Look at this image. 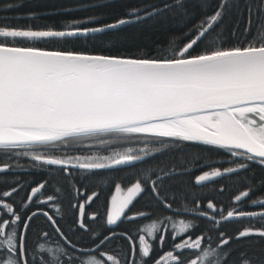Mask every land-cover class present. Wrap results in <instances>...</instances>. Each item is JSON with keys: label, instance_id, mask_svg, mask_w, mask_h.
Returning <instances> with one entry per match:
<instances>
[{"label": "snow or ice", "instance_id": "obj_1", "mask_svg": "<svg viewBox=\"0 0 264 264\" xmlns=\"http://www.w3.org/2000/svg\"><path fill=\"white\" fill-rule=\"evenodd\" d=\"M24 4L25 0H13L3 5L2 10L19 9ZM29 5L32 10L27 13L0 16V174L14 170L8 162L12 156H29L46 165H60V175L51 179L56 183L66 181L69 189L75 191L67 167L72 158L57 159L15 150L34 146L55 148L58 141L68 146L83 138L122 139L145 134L161 147L151 152L140 148L143 155L128 148L109 157H85L83 161L77 157L79 162L71 164L73 169H111L165 150L173 154L174 162L160 167V174L155 170L145 172L143 179H137L126 192L116 184L117 195L112 196L111 207L106 212V226H114L141 193L150 191L156 202L163 203L167 197L162 193L169 191L166 187L169 181L183 184L177 178L192 170L185 165L200 159L186 142L227 149L233 157L240 156L264 166V0H165L162 5L146 3L131 8L121 0H76L73 6L51 0H29ZM197 9L198 23L194 19ZM77 11L89 14L76 18L73 14ZM169 16L171 30L166 31L162 40L157 37L141 42L139 34L125 32L127 26L146 19L167 22ZM49 17L59 20L43 28L20 23ZM225 34L235 38L229 47L224 46L228 43ZM24 41L60 46L46 49L26 45ZM117 42L134 44L142 54L106 55L102 51H89L87 47L106 43L110 49ZM241 149L244 151H237ZM239 167L246 169L249 165L240 163ZM224 171L236 173L238 169L229 167ZM150 174L156 175L151 183ZM222 174L218 169L204 172L196 178V183ZM247 179L248 190L239 191L235 200H248L264 207V199L249 200L257 182L251 177ZM0 183L11 181L0 176ZM48 186L54 187L46 180L39 187H32L26 200L19 201V211L7 198L23 185L0 189V264H78L73 255L76 245L71 242V252L64 248L45 249L43 243H38L39 255L37 248L28 244L33 218L40 214L52 220L47 212L23 215L31 203H44L36 198ZM259 186L264 188V177L259 179ZM180 194L177 188L173 199ZM81 195L76 191L72 198ZM96 196L94 192L85 203L71 205L78 209L76 223L80 229L87 230L85 205H90ZM52 200L53 196L49 195L48 201ZM214 207L211 202L207 204L208 209ZM56 211L60 214L59 208ZM182 211L206 215L187 206ZM221 217L226 220L247 217L250 223L234 235L220 233L218 247L211 244L202 247L206 236L174 245L176 249H200L195 259L171 251L167 257L173 264H264V211H228L227 217L223 213ZM96 218L95 213L88 216L91 221ZM213 225L218 226L214 217ZM195 227L192 221L180 220L173 224V231L182 235ZM159 230L158 223L152 222L140 231L155 239ZM91 235L95 240L99 230ZM113 239H127L130 252L121 249L108 254L106 259L90 256L79 264H147L144 258L149 257L150 245L145 235L139 236L138 246L127 233L105 235L100 243ZM159 239L163 242L164 238ZM244 242L249 247L229 259L235 251L231 244ZM253 245L259 247L253 249ZM155 264H160V260Z\"/></svg>", "mask_w": 264, "mask_h": 264}, {"label": "trees", "instance_id": "obj_2", "mask_svg": "<svg viewBox=\"0 0 264 264\" xmlns=\"http://www.w3.org/2000/svg\"><path fill=\"white\" fill-rule=\"evenodd\" d=\"M13 2V0H0V16L13 15L15 13H27L31 11L29 0H25L24 7L19 9H11L3 11V5ZM51 2L63 3L67 6H73L76 0H51ZM165 0H121V3L126 7L131 8L134 6H140L146 3L160 4ZM171 2V0H167ZM94 11H106L105 9H95ZM123 12V9H121ZM89 13L84 11H77L73 15L76 18H83ZM199 10L197 9V17L194 18L196 22H199ZM234 17V13H233ZM59 17H49L47 20L41 19L36 21L23 20L21 24H32L33 27L43 28L45 24L51 25L54 21L58 22ZM172 19L169 16L167 22L156 18L146 19L143 22H138L134 25L127 26L125 32L128 34H139L141 42H148L156 40L159 37L164 39L166 31L171 30ZM167 24V29H166ZM231 27V25H229ZM147 38V40H145ZM228 43H235V38H230L227 34L224 37ZM24 44H34V46L40 48L52 49L60 45L49 44L43 41L29 42L24 41ZM78 48L83 47L78 45ZM88 50L93 52H103V54H124V55H140L141 52H137L134 44H120L115 43V46L108 48V45L97 44L96 47L88 45ZM143 49L142 51H146ZM109 137L110 146H98V153L109 152H124L128 148L135 150V154H143L139 152L140 148H147L150 152L157 147H161L159 144H153L151 138L146 137L145 134H132L130 138L116 139L112 136H103L100 138ZM92 139L83 138L75 145L69 144L64 146L63 142H56L57 147L41 148L40 146H34L33 148H21L15 151L18 152H34L38 154L47 155L48 153H66L65 156H76L83 154L90 149V146H81L83 143H87ZM166 142L168 138H165ZM108 142V143H109ZM190 145L191 151L198 154L200 159L195 160L193 163L185 165L191 167V172H183L177 179L182 181L183 184H177L176 181H169L166 187L169 191L162 193L167 198L163 203L155 201V197L151 192L141 193L134 199L133 203L129 205L123 217L114 226H106V210L108 207L109 197L113 194L116 184H120L122 189L130 187L132 183H135L137 179L142 180L145 172L151 173L152 170L159 173V168L164 167L170 162H174V156L172 153L165 150L161 153H155L145 157L141 161H136L131 165L112 168V169H95V170H74L68 168V171L72 173L71 183L75 185V191L70 190L68 183L61 180L56 183L51 178L60 175V168L54 165H46L42 162L33 161L29 156H12L8 161L11 163L14 170L7 173L0 174V176L11 181V183H0V189L7 190L10 187H16L23 185L20 191L16 192L12 197L7 198L9 202L15 203L17 210L19 211V201L30 194L32 187H39L40 183L48 181L49 184L54 185L45 187L40 194L37 195L38 200L44 201V203H31L29 208L23 215H31L33 212H47L52 220H48L44 215H36L31 222V230L28 232V244L31 247L37 248V255H39L38 243H43L45 249L56 250L58 248L67 249L71 252L69 242L76 245V251L73 255L76 256L78 264L82 260H87L90 256H96L97 259L104 258L108 254L119 252L123 249L126 252H130L131 246L127 239H113L103 244L100 241L105 235H111L113 233H127L133 237L134 245H139V236L145 235V238L150 245L149 257L147 264H155L157 260H160V264H173L170 258H164L165 254L169 251L174 255L181 254L182 257L189 259H195L200 249H176L175 244L183 243L185 240L189 242L199 238L200 236H206V240L202 242V247H207L211 244L213 247H218L220 233L225 235H234L235 232L244 226H249V218H232L219 220L221 213L226 211H255L264 210L259 204L249 203L248 200L237 202L235 195L239 194L241 190H248L247 183L249 177L256 180L255 190L252 191L249 200L252 198L264 199V188L259 186V179L264 177V166L257 163L245 160L243 157H233L227 149L215 148L212 146H205L195 142H186ZM79 144V145H77ZM107 144V143H106ZM95 149V148H94ZM92 153H95L93 151ZM191 159V157H189ZM240 163H247L249 165L246 169L239 167ZM17 164L20 167L17 168ZM38 165V166H37ZM237 168L236 173H225L216 179L195 184L193 178L200 172L211 171L218 169L224 172L226 168ZM156 179V175L150 174L149 183ZM167 179V178H166ZM143 186V185H142ZM59 188V192H55L54 189ZM179 188L182 194L178 195L176 199L173 196L176 194V189ZM76 191L83 193L81 196H77L76 199L72 197L76 195ZM96 193L97 196L93 199L92 203L85 205L84 223L87 226V230L80 229L76 223L79 212L78 209H73L72 204L85 203L87 196ZM52 195L53 200L48 201V196ZM212 203L215 207L213 212L206 209L208 203ZM171 204L169 208L166 205ZM197 208L199 212H204L209 215H198L192 211L184 212L182 209ZM60 209V214H57L56 209ZM143 212L145 215L140 216L139 213ZM96 214V220L91 221L88 219L89 214ZM132 216L134 219H127ZM213 217L218 226L213 225ZM258 219V218H257ZM185 220L192 221L196 224V227L190 229L189 232L182 235H176L173 231V224L177 221ZM152 222H157L159 231L156 233V238L148 236L145 232L140 231ZM59 229V231H57ZM99 230V235L93 240L92 233H96ZM163 237V242L160 241V237ZM175 237V238H173ZM255 239V238H253ZM247 242L243 244L232 243L231 248L235 251L232 253V259L236 256L238 251L243 248H248ZM253 249L259 247V245H253ZM103 254L101 257L100 254ZM67 258V257H65ZM139 262V256L135 257Z\"/></svg>", "mask_w": 264, "mask_h": 264}, {"label": "rangeland", "instance_id": "obj_3", "mask_svg": "<svg viewBox=\"0 0 264 264\" xmlns=\"http://www.w3.org/2000/svg\"><path fill=\"white\" fill-rule=\"evenodd\" d=\"M100 140H104V141H106V143L105 144H103L102 146H107V145H113V144H115V143H113V144H111V142H109L110 141V138L109 137H106V138H98V139H92V140H90V143H92V145H98V146H100L101 145V143H100ZM109 142V143H108ZM71 145H75L76 143H70ZM93 151H96V150H91V151H87L86 153L87 154H80V155H76V156H72V158H77V157H79V158H85V157H109V156H113L114 155V152H112L111 154H107V153H105V154H99L98 152H95V153H91V152H93ZM116 153V152H115ZM55 156L56 157H61L62 158V156H58L57 154H55ZM67 158H69V157H67ZM76 160V159H75ZM81 161H83V160H81ZM103 161V160H102ZM106 161V160H105ZM122 190H124V189H122ZM164 258H168L167 257V254H165V256H164Z\"/></svg>", "mask_w": 264, "mask_h": 264}, {"label": "water", "instance_id": "obj_4", "mask_svg": "<svg viewBox=\"0 0 264 264\" xmlns=\"http://www.w3.org/2000/svg\"><path fill=\"white\" fill-rule=\"evenodd\" d=\"M224 46L225 47H229V46H231V45H229V44H224ZM46 49H48V48H46ZM237 151H241V152H243L244 150H237ZM121 166H123V165H121ZM67 167H71V164L69 163V165H67ZM78 168V167H77ZM199 175H202V174H199ZM199 175H197L195 178H194V183L195 184H200V183H203V182H208L209 180H211V179H215L216 177H210V179L209 180H207V181H203V182H200V183H196V178L199 176ZM109 207H111V202H110V204H109ZM108 207V208H109ZM212 210V209H211ZM224 217H227V213L224 215ZM221 219H223V218H221ZM119 221V220H118ZM117 221V222H118Z\"/></svg>", "mask_w": 264, "mask_h": 264}, {"label": "flooded vegetation", "instance_id": "obj_5", "mask_svg": "<svg viewBox=\"0 0 264 264\" xmlns=\"http://www.w3.org/2000/svg\"><path fill=\"white\" fill-rule=\"evenodd\" d=\"M137 154H139V153H137Z\"/></svg>", "mask_w": 264, "mask_h": 264}]
</instances>
